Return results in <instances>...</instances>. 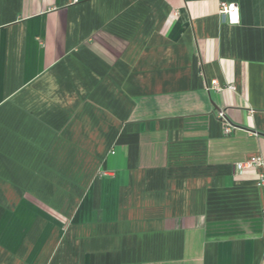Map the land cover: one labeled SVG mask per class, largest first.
Listing matches in <instances>:
<instances>
[{"label":"crops","instance_id":"obj_1","mask_svg":"<svg viewBox=\"0 0 264 264\" xmlns=\"http://www.w3.org/2000/svg\"><path fill=\"white\" fill-rule=\"evenodd\" d=\"M253 155L264 0H0V264H264Z\"/></svg>","mask_w":264,"mask_h":264},{"label":"built area","instance_id":"obj_2","mask_svg":"<svg viewBox=\"0 0 264 264\" xmlns=\"http://www.w3.org/2000/svg\"><path fill=\"white\" fill-rule=\"evenodd\" d=\"M220 13L224 18L228 20L230 24H237L239 23V6L235 2L227 3L222 2L221 3V9ZM210 87L221 90L222 87L220 84H218L217 80H213L211 82ZM232 89H234V86H230ZM221 117H225V112H220ZM264 164V161L260 155H253L246 161L240 162L237 164V170L239 173H243L244 171L248 169L257 170L258 168L262 167ZM257 185L260 187H264V172H258L257 173ZM263 217H264V210H263Z\"/></svg>","mask_w":264,"mask_h":264}]
</instances>
